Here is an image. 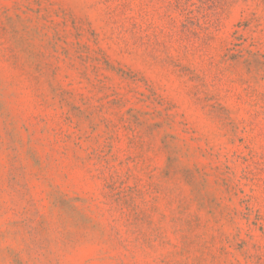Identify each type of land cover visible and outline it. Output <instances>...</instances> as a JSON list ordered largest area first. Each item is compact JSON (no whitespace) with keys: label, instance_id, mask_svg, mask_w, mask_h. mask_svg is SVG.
Segmentation results:
<instances>
[{"label":"rangeland","instance_id":"rangeland-1","mask_svg":"<svg viewBox=\"0 0 264 264\" xmlns=\"http://www.w3.org/2000/svg\"><path fill=\"white\" fill-rule=\"evenodd\" d=\"M0 264H264V0H0Z\"/></svg>","mask_w":264,"mask_h":264}]
</instances>
